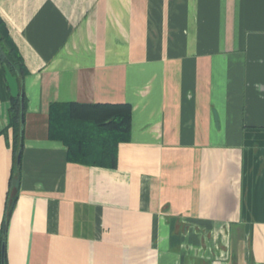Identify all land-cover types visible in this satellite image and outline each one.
Wrapping results in <instances>:
<instances>
[{"label": "crops", "instance_id": "obj_1", "mask_svg": "<svg viewBox=\"0 0 264 264\" xmlns=\"http://www.w3.org/2000/svg\"><path fill=\"white\" fill-rule=\"evenodd\" d=\"M29 74L7 264H264V0H0ZM0 60V264L14 164ZM53 103L129 104L117 169Z\"/></svg>", "mask_w": 264, "mask_h": 264}, {"label": "trees", "instance_id": "obj_2", "mask_svg": "<svg viewBox=\"0 0 264 264\" xmlns=\"http://www.w3.org/2000/svg\"><path fill=\"white\" fill-rule=\"evenodd\" d=\"M0 60L4 70L14 77L19 92L10 97L9 124L13 130L14 164L7 194L2 226V264H7L6 237L19 191L20 165L24 143L26 97L24 79L29 74L7 25L0 17ZM132 107L129 104L53 103L49 112V138L67 148V160L91 167L117 169L119 146L130 141Z\"/></svg>", "mask_w": 264, "mask_h": 264}, {"label": "water", "instance_id": "obj_3", "mask_svg": "<svg viewBox=\"0 0 264 264\" xmlns=\"http://www.w3.org/2000/svg\"><path fill=\"white\" fill-rule=\"evenodd\" d=\"M21 163V155L18 156L17 164L20 165Z\"/></svg>", "mask_w": 264, "mask_h": 264}]
</instances>
